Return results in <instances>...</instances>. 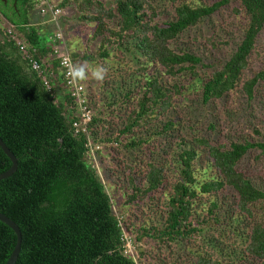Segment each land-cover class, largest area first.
<instances>
[{
	"label": "trees",
	"instance_id": "1",
	"mask_svg": "<svg viewBox=\"0 0 264 264\" xmlns=\"http://www.w3.org/2000/svg\"><path fill=\"white\" fill-rule=\"evenodd\" d=\"M48 1L53 11L71 8L78 13L75 21L82 30L79 34L76 29L73 31V38L77 35L78 40L73 41L72 51L67 53L79 69L78 81L86 87L84 105L93 111L91 138L87 134L74 135L73 124L80 119V111L76 98L67 91L61 60L48 42L47 32L53 36L47 23L50 14L47 20L31 15L41 1L20 0V15L12 9L9 14L0 7L7 22L0 36V138L19 163L12 177L0 181V213L12 219L22 232V249L16 264H139L144 252L137 245L140 240L169 252L167 264H183L182 244L199 238L215 250L223 243L220 239L231 243L236 250L225 264H264V190L254 184L245 168H240L251 151L260 150V156H264V141L236 142L227 137L222 142L224 132L219 130L216 117L199 115L196 109L217 102L224 104L238 88L248 110L259 97L264 71L245 82L243 78L264 30V0H216L207 5L172 0L176 3V16L163 23H156L159 12L153 0ZM233 1L240 5L235 13L245 18L244 33L230 56L217 61L212 51L203 53L204 46L214 48L216 33L205 35L200 27L213 21L212 17ZM61 19L66 20L62 15L59 22ZM193 31L198 34L192 36ZM85 37L88 42L98 43L91 52L89 45L80 49L86 45ZM17 40L29 46L32 59L41 65L42 75L20 53ZM113 51L118 52L115 58L120 60H127L125 56L129 54L146 59L144 64L162 67V71L142 82L136 79L128 90L119 87L121 91L114 100L105 103L104 108L113 110L117 106L129 107L135 99V106L125 115L114 111L106 115L100 104L104 101L100 96L97 101L89 91L93 85L100 88L108 84L110 74L98 75L93 66L95 62L107 70ZM147 71L142 63L137 70L143 75ZM86 83H90V88ZM193 88L196 96L192 95ZM178 104L185 107L188 120L176 110ZM114 117L120 118L115 127ZM155 123L158 127L153 129ZM185 126L190 130L189 139L179 136L180 142L175 144L180 176L167 201L166 216L162 222L152 220L136 231L127 214L116 213L104 179L116 185L125 183L121 188L126 192V206H139L145 198L154 200L163 187L167 162L159 158L161 153L157 150L149 152L145 148L158 142V148L155 144L151 147L171 156L170 148ZM104 147L111 154H127V159L120 161L123 166L119 180L117 171L103 169L102 161H117L110 154L105 159ZM142 150L147 152L140 158L138 153ZM199 150L209 158L211 168L210 177L203 182L196 175ZM97 158L104 177L95 165ZM11 167L12 162L0 147V174ZM138 175L145 185H139ZM224 191L229 193L227 203L219 200ZM204 197H210L207 219L199 221L196 212L203 206L200 201ZM213 231L218 232V238L207 234ZM130 242L133 247L129 249ZM16 243L14 231L0 221V264L8 262ZM184 264L223 263L208 253L198 262L189 259Z\"/></svg>",
	"mask_w": 264,
	"mask_h": 264
},
{
	"label": "rangeland",
	"instance_id": "2",
	"mask_svg": "<svg viewBox=\"0 0 264 264\" xmlns=\"http://www.w3.org/2000/svg\"><path fill=\"white\" fill-rule=\"evenodd\" d=\"M40 1L42 2V0ZM215 1L216 0H179V2L188 3L192 5L195 2L196 5L213 4V2ZM153 3L154 6L158 8L159 12V16L156 20V23H163L166 21L174 20L176 16L174 8L176 3H173L172 0H153ZM44 7L45 5L43 6V8ZM239 9V3L233 1L230 5L224 7L218 14L213 16L211 19L213 21L209 23L206 22V25H201L200 29L203 31V33H205V35H209L210 33H216V35H214V48L211 45L204 46L205 51L203 53H208L209 51H212L217 61H224L227 57L230 56L233 51V47L241 42V36L244 33L246 25V21L243 17V14L239 15L235 13V10ZM62 12V18L64 17L66 20L61 19V22L59 24L48 23L50 25L49 27L53 31V36H51V32H47V36L49 38L48 42L52 43V39H54L56 35L55 32L57 31V28L60 27V31L66 41L64 47L68 51V53H71L72 50L70 49L73 48V41L78 38L76 34H79L82 29L80 28L81 25H78V21H75L78 16L76 10H74L73 12L71 8H67L65 11ZM31 15L33 18L36 19L42 18L47 20V15H43L41 13V10H39V5L37 6V10H35V12ZM6 27L7 22L0 15V36L2 30H5ZM115 27L117 26L115 25ZM74 30L76 32L75 38H73L74 36L72 34ZM77 31L79 32L77 33ZM196 34H198L197 31H193L192 36ZM85 39L84 40L86 41V45H81L80 49L85 50L89 45L88 48L91 52L92 49L98 46V43H96V41L91 40V42H88V39L86 37ZM199 41H201V38ZM130 49L133 50L132 46H130ZM99 54H95L96 62H99ZM116 54H118V52H112V58L108 60L109 68L107 70H102L101 68H99V65L94 62L96 66L94 65L93 68L95 67V71L97 72V74L103 76L105 74H110V80L108 81V84L100 87L104 90H100V88L97 87L98 84L93 85L92 89L89 90L90 93H93L94 99L97 98V101H99L98 96H100L102 101H104L100 104L101 107L106 111V115H109L111 111H114V113L116 112L117 115H125V113H129L136 104V100L133 99L132 104L130 103L129 107L122 108L117 106L113 110L112 108L111 110L104 108L105 103L107 104L108 100H114V98L121 91H119V87H123L124 90H128L129 88H131V84L134 83L136 79L142 82L145 77L151 76L152 74H156L157 72L162 71V67H160V65L158 64H144L146 62V59L144 58L138 59L137 57H133L128 54L127 56H125L127 60H120L119 58H115ZM141 63L148 67V71L145 75L137 72ZM262 71H264V30L257 39L255 49L250 56L249 67L243 78V82L247 81L252 76L257 75ZM90 77L93 78L94 76L90 75ZM92 80H94V78ZM86 84L88 85V88H90V83ZM196 87L199 88L198 86ZM259 91V97L252 103L250 110H248L249 108H247L246 104H244V100L242 99V95L240 94L239 88L230 94V97L226 99L224 104L217 102V104H213L210 107L208 106L205 108L199 106L196 109L199 110V115L208 117L213 116V118L216 117L215 122L218 123L219 130H222L224 132L220 138L222 142H225L227 137L235 138L236 142L238 140H248L255 143L262 142L264 141V82L262 83ZM192 95H197L196 90L194 88L192 91ZM184 108L185 107H182V105L179 104L176 106V110L180 112L181 117H183L185 120H188V118L185 116ZM104 118L106 117L104 116ZM119 120L120 118L118 117H114L112 119V122H114V127L119 124ZM187 123L188 122L186 121V124ZM154 126L155 127L153 129L158 127V124L155 123ZM255 131H258L259 135H257ZM189 132V127L185 126V128L178 133L177 137L175 138L172 144L174 146L170 148L172 149L171 156H164V153H162L161 151L159 152V150L161 149L151 147L152 144H155L154 146L157 147L159 145L158 142H152L151 144L146 146L145 149H148L149 152H151L152 150H157V153H161L162 156L160 155L159 157L158 154H156L155 156L157 158L155 159H158L159 157L162 158V160H164L165 162H167V165H165L164 167L165 179L163 187L160 193L154 195V200L145 198L144 201L140 202L139 206H126L123 203V200L126 197H123V194H125L126 192H124V188H121L125 185V183L123 181H120L119 184L116 185L110 179H104L107 190L114 200L116 213L127 214L128 218L130 219V224L134 230L138 231V229H140L142 225H148L152 222V220L156 222H162V217L166 216V211L168 210V207L166 205L167 201L169 200V196L173 192V187L177 183L180 176V166L178 164L177 156L178 150L175 144L176 142H180V139L178 138L179 136L180 138L189 139ZM102 152L105 159L106 156L109 154L111 158L114 157L115 159H117V161L115 162H111L109 160L105 162L104 160L102 161V165L103 169L109 167L110 171H117L118 177H116V179L119 180L121 176L119 175V173L122 172L123 166L120 161L122 159H127V154H117V152L115 151H113V153L111 154L109 149H107L106 147H104V150ZM143 152L147 151H140L138 153L140 158L144 156ZM260 155V150L251 151L249 155L241 162L240 168H245L246 172L250 175L254 184L260 189L264 190V156ZM208 159L209 158H207L206 154L200 151V158L196 166L198 170L196 175L200 182L206 181L211 175L208 174V172L211 170V168L209 169L210 161ZM95 165L99 170L100 174L104 177V172H102V167L99 164L98 158L96 159ZM137 177H139V179L137 180V182H139V185L143 186L146 184L142 176L138 175ZM228 194V191H224L219 197L220 202L227 203L230 200ZM209 198L210 197H204L200 201L203 206L196 212V217L199 221H204L205 219H207L206 209L208 205L206 204H208V201L210 200ZM211 233H213L215 237H219V234L216 231L208 232L207 234L211 236ZM220 240H222L223 243L218 244L219 246H217L216 250L202 242L200 238L197 240L188 241L187 243L182 244L183 251H181V256H183L184 258L181 259L185 261L184 263H186L189 259L194 260V262H198L199 257L207 256V254L210 253V255L213 256L214 260H219L221 263L225 264L228 262V257L232 255L233 251H235L236 248L234 246H231V243H226V239ZM129 245L131 246V248L133 247L131 242ZM137 245L141 247L140 252L144 251L143 253H141L142 262L139 261V264H167L169 262L167 259V257L169 258V252H164L162 247H159L156 244H154L153 246L149 245L148 243H144L142 240H140L139 242L137 241ZM174 261L176 262L177 259L175 258ZM179 264H181V262Z\"/></svg>",
	"mask_w": 264,
	"mask_h": 264
},
{
	"label": "built area",
	"instance_id": "3",
	"mask_svg": "<svg viewBox=\"0 0 264 264\" xmlns=\"http://www.w3.org/2000/svg\"><path fill=\"white\" fill-rule=\"evenodd\" d=\"M49 2L50 1L48 0H43L39 4V10H41V13L43 15L50 14V18L48 19L47 23L59 24L60 22L58 19L61 17L62 12L53 11V7L49 5ZM44 5L45 7L43 8ZM14 28H15L14 26L10 27L11 34L14 33L13 31ZM57 29L59 30L55 32L56 35L54 39H52L51 45L53 47V51L58 56V58L61 60L62 68L65 71V77H66L67 86H68L67 91L71 93L73 98H76V104L80 111V114H79L80 119L73 124L74 135L87 134L90 139L91 137H90V132H89V125L91 124L93 120V111L84 105L85 101L83 98V94H84L86 87L83 82L78 81L77 76H78L79 69L77 66H75L72 63L71 58L69 54L67 53V50L64 47L65 46L64 36L62 35L60 28L58 27ZM59 42L60 44H58ZM17 45L19 47L20 53L24 55L26 59L31 61L32 69L35 72H38L40 75H42L43 71H41V65L32 59L29 46L23 40H17ZM44 84L48 89L51 88L46 78H44ZM88 146L93 153L95 149L92 146V143L90 140H89ZM96 149H99V147H97ZM128 248L130 249L131 246L129 245Z\"/></svg>",
	"mask_w": 264,
	"mask_h": 264
},
{
	"label": "water",
	"instance_id": "4",
	"mask_svg": "<svg viewBox=\"0 0 264 264\" xmlns=\"http://www.w3.org/2000/svg\"><path fill=\"white\" fill-rule=\"evenodd\" d=\"M0 147L3 150V152L6 154V156L12 162L11 169L3 174H0V181H2V180L12 177L17 172L19 163H18V159L15 156V154L7 147V145L4 143V141L1 138H0ZM0 221L6 224L7 226H9L17 236V243L15 246V249L10 259L6 263V264H16L20 256L21 249H22V242H23L22 232L19 226L12 219H10L9 217H7L6 215L2 213H0Z\"/></svg>",
	"mask_w": 264,
	"mask_h": 264
},
{
	"label": "flooded vegetation",
	"instance_id": "5",
	"mask_svg": "<svg viewBox=\"0 0 264 264\" xmlns=\"http://www.w3.org/2000/svg\"><path fill=\"white\" fill-rule=\"evenodd\" d=\"M19 5L20 0H0V7L4 8L5 11H8L9 14H12V11H10L12 9L13 12H16L18 15H20Z\"/></svg>",
	"mask_w": 264,
	"mask_h": 264
}]
</instances>
